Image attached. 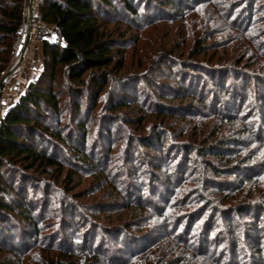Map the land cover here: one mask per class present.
<instances>
[{"label": "rangeland", "instance_id": "obj_1", "mask_svg": "<svg viewBox=\"0 0 264 264\" xmlns=\"http://www.w3.org/2000/svg\"><path fill=\"white\" fill-rule=\"evenodd\" d=\"M138 2L136 23L103 22L123 67L97 103L67 108L63 141L40 145L58 165L24 183L38 233L18 213L10 233L0 222V264H264V0ZM26 25L0 114L53 33L33 21L6 75ZM124 91L132 99L113 109Z\"/></svg>", "mask_w": 264, "mask_h": 264}, {"label": "trees", "instance_id": "obj_2", "mask_svg": "<svg viewBox=\"0 0 264 264\" xmlns=\"http://www.w3.org/2000/svg\"><path fill=\"white\" fill-rule=\"evenodd\" d=\"M153 1L161 7L179 2ZM37 6L40 20L50 25L53 33L40 37L39 71L0 114V222H8L10 233L14 229L11 217L18 213L32 235L38 233V227L24 183L31 177L30 170L58 165L56 156L40 145L63 141L61 123L67 108L78 115L97 103L100 93L114 80L112 70L123 67V56L116 58V37L103 22L126 17L136 23L143 16L138 0H38ZM24 21L25 0L1 2L0 82ZM122 98L113 109L132 99L126 91ZM81 122L78 139L85 143L86 133L81 131L85 123Z\"/></svg>", "mask_w": 264, "mask_h": 264}, {"label": "water", "instance_id": "obj_3", "mask_svg": "<svg viewBox=\"0 0 264 264\" xmlns=\"http://www.w3.org/2000/svg\"><path fill=\"white\" fill-rule=\"evenodd\" d=\"M32 2H33V0H28V7H29L30 10H31V7H32ZM30 40H31V28H29V30H28L26 42H25L24 49H23L22 53L20 54L18 60L15 62L13 67L10 68V70L8 71V73L6 75L10 74L16 68V66L19 64V62L21 61V59L23 57V54L26 52V49H27V46L30 43ZM1 85H2V82H0V87H1Z\"/></svg>", "mask_w": 264, "mask_h": 264}, {"label": "built area", "instance_id": "obj_4", "mask_svg": "<svg viewBox=\"0 0 264 264\" xmlns=\"http://www.w3.org/2000/svg\"><path fill=\"white\" fill-rule=\"evenodd\" d=\"M30 9H29V7H28V16H27V18H25V20H27V25H26V27H27V32H28V30H29V28H31V26H32V22L34 21V22H36V19L38 20H40V17H37V18H33V17H31V16H29V13H30ZM25 22V21H24Z\"/></svg>", "mask_w": 264, "mask_h": 264}]
</instances>
